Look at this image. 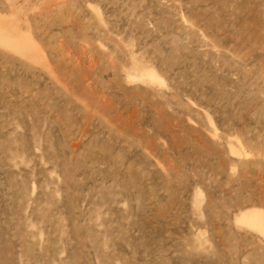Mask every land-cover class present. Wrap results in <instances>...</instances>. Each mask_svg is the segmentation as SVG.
<instances>
[{
  "label": "rangeland",
  "instance_id": "1",
  "mask_svg": "<svg viewBox=\"0 0 264 264\" xmlns=\"http://www.w3.org/2000/svg\"><path fill=\"white\" fill-rule=\"evenodd\" d=\"M254 211L264 0H0V264H264Z\"/></svg>",
  "mask_w": 264,
  "mask_h": 264
},
{
  "label": "bare ground",
  "instance_id": "2",
  "mask_svg": "<svg viewBox=\"0 0 264 264\" xmlns=\"http://www.w3.org/2000/svg\"><path fill=\"white\" fill-rule=\"evenodd\" d=\"M149 77L150 79L155 80L154 74L150 73ZM238 221L253 230H257L259 232L264 231V216L260 212L254 211L243 214Z\"/></svg>",
  "mask_w": 264,
  "mask_h": 264
}]
</instances>
